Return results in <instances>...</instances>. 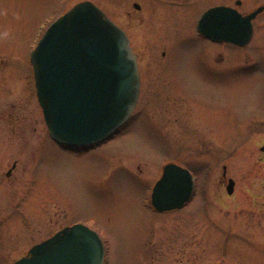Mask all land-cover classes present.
<instances>
[{"label": "rangeland", "instance_id": "rangeland-1", "mask_svg": "<svg viewBox=\"0 0 264 264\" xmlns=\"http://www.w3.org/2000/svg\"><path fill=\"white\" fill-rule=\"evenodd\" d=\"M82 1L139 54L176 49L188 81L171 109L142 81L124 127L74 153L48 136L29 57L48 23ZM194 20L165 19L160 0H0V167L23 169L0 182V264L74 222L98 233L104 264H264V29L245 48L219 47L189 33ZM167 163L187 167L195 187L181 209L159 213L149 195Z\"/></svg>", "mask_w": 264, "mask_h": 264}, {"label": "water", "instance_id": "water-1", "mask_svg": "<svg viewBox=\"0 0 264 264\" xmlns=\"http://www.w3.org/2000/svg\"><path fill=\"white\" fill-rule=\"evenodd\" d=\"M252 17L214 7L202 15L197 28L213 41L245 46L252 36ZM30 63L37 102L49 135L58 144L103 141L125 123L137 102L139 74L129 40L89 1L75 4L48 26ZM260 150L264 152V146ZM233 185L229 179L228 194ZM193 188L187 169L167 163L152 188L151 205L158 212L180 209ZM104 256L97 233L74 224L35 244L13 264H104Z\"/></svg>", "mask_w": 264, "mask_h": 264}, {"label": "flooded vegetation", "instance_id": "flooded-vegetation-1", "mask_svg": "<svg viewBox=\"0 0 264 264\" xmlns=\"http://www.w3.org/2000/svg\"><path fill=\"white\" fill-rule=\"evenodd\" d=\"M161 2V15L165 19L176 18L181 19L184 21L192 22L193 19H197L205 10L216 7V6H227L230 8H233L238 15L241 17L247 18L251 14H253V18L251 20L252 29L253 32L255 30V27H262L264 29V0H160ZM187 32V31H186ZM192 35L196 34L195 31L189 32ZM186 34V33H185ZM197 38L202 40L204 43L216 45L219 47H224L225 45H231L227 43H216L211 42L207 38L203 37L200 34H196ZM233 46V45H231ZM234 48H239L233 46ZM134 53L137 56V62H138V68H139V80H140V89H139V96H141V83L142 81L146 83H154V85L157 86L158 91H156L157 95V103H159V107L162 105V102H164L166 107L171 109L172 105L176 102L175 94H178V89L183 88L185 86V83L188 81L185 79H179L178 77V71L185 70L177 63H174L173 60L175 58V51L173 48H169L168 53L165 49L161 51L160 57L156 61V55L151 57H146L144 54H139L134 50V47L132 46ZM206 48V47H202ZM207 59L210 55L209 47H207ZM245 48V47H242ZM173 50V52H171ZM201 52V49H199ZM220 53H217L219 55ZM167 58L170 59V63L167 61ZM150 60V62H147L143 64V60ZM182 66H186L187 64H181ZM207 67L201 68V70H205L211 68L209 63H207ZM212 65V64H211ZM172 68H169V67ZM203 66V65H202ZM213 66V65H212ZM214 71H217L218 73H221L219 69L211 68ZM158 83H163L164 85L162 87H158ZM164 87V88H163ZM161 88V89H160ZM160 89V90H159ZM187 98V97H186ZM183 99V98H182ZM173 109V108H172ZM157 112L160 116V120L163 119L161 116L160 110ZM166 114L168 112H165ZM164 114V113H162ZM75 148H63L64 151L68 152H74ZM19 164L18 161H12V163L8 166L0 167V182L4 181V179L11 180L13 184H15L17 180V176L19 172H23V169L18 168ZM224 177V176H223ZM13 194H18L17 192Z\"/></svg>", "mask_w": 264, "mask_h": 264}]
</instances>
